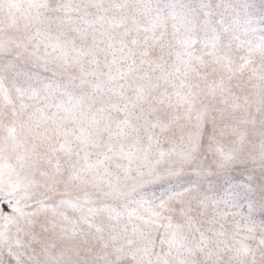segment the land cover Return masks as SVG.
<instances>
[{"label":"snow or ice","instance_id":"snow-or-ice-1","mask_svg":"<svg viewBox=\"0 0 264 264\" xmlns=\"http://www.w3.org/2000/svg\"><path fill=\"white\" fill-rule=\"evenodd\" d=\"M0 264H264V0H0Z\"/></svg>","mask_w":264,"mask_h":264}]
</instances>
